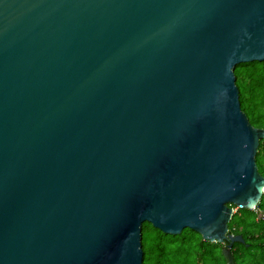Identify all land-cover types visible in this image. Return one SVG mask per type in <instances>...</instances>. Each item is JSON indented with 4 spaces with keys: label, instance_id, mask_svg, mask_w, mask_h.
I'll list each match as a JSON object with an SVG mask.
<instances>
[{
    "label": "water",
    "instance_id": "1",
    "mask_svg": "<svg viewBox=\"0 0 264 264\" xmlns=\"http://www.w3.org/2000/svg\"><path fill=\"white\" fill-rule=\"evenodd\" d=\"M263 60L264 0H0V264H142L145 221L236 264Z\"/></svg>",
    "mask_w": 264,
    "mask_h": 264
},
{
    "label": "trees",
    "instance_id": "2",
    "mask_svg": "<svg viewBox=\"0 0 264 264\" xmlns=\"http://www.w3.org/2000/svg\"><path fill=\"white\" fill-rule=\"evenodd\" d=\"M234 74L241 109L253 126L264 128V60L238 63ZM255 161L264 176V138L259 141ZM228 231L244 239L230 248L236 264H264V194L254 209L236 208ZM141 235L142 264H225L221 255L225 243L203 240L187 227L171 235L145 221Z\"/></svg>",
    "mask_w": 264,
    "mask_h": 264
},
{
    "label": "built area",
    "instance_id": "3",
    "mask_svg": "<svg viewBox=\"0 0 264 264\" xmlns=\"http://www.w3.org/2000/svg\"><path fill=\"white\" fill-rule=\"evenodd\" d=\"M264 194V188H263V192H262V195ZM236 209V208H235Z\"/></svg>",
    "mask_w": 264,
    "mask_h": 264
}]
</instances>
